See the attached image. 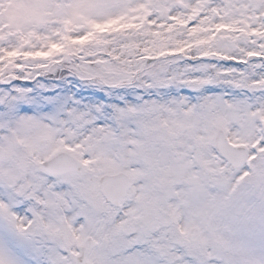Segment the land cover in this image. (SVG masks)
<instances>
[{
  "label": "snow or ice",
  "instance_id": "1",
  "mask_svg": "<svg viewBox=\"0 0 264 264\" xmlns=\"http://www.w3.org/2000/svg\"><path fill=\"white\" fill-rule=\"evenodd\" d=\"M0 264H264V0H0Z\"/></svg>",
  "mask_w": 264,
  "mask_h": 264
}]
</instances>
